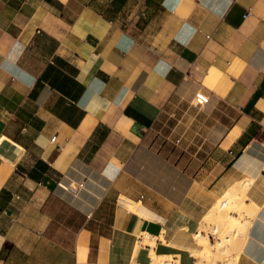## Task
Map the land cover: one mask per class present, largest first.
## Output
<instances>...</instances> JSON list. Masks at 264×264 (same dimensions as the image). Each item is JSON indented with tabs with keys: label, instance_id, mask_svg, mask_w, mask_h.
Masks as SVG:
<instances>
[{
	"label": "crops",
	"instance_id": "crops-1",
	"mask_svg": "<svg viewBox=\"0 0 264 264\" xmlns=\"http://www.w3.org/2000/svg\"><path fill=\"white\" fill-rule=\"evenodd\" d=\"M240 183L264 264V0H0V264H196Z\"/></svg>",
	"mask_w": 264,
	"mask_h": 264
},
{
	"label": "bare ground",
	"instance_id": "bare-ground-1",
	"mask_svg": "<svg viewBox=\"0 0 264 264\" xmlns=\"http://www.w3.org/2000/svg\"><path fill=\"white\" fill-rule=\"evenodd\" d=\"M243 186H247V184H244ZM236 187L237 186H233L232 192H234V193H233V196H231V199H230V201L228 203H226L224 206H222L220 208H217L216 210L210 209L209 212L215 213L214 215H216L219 218H221L220 221L222 220V218H226L228 222L230 221L231 224L237 226V228L239 229V230H237L238 233H239L238 234V237L236 239L231 240V236H228V234H227L226 236H224V238H222L221 241L218 240L217 243H215L216 245H214V244H211L210 243V241L208 240V238L206 236H204V235L202 236L201 233H200V231H199L198 234L196 235V238H197L199 244H201V246H203V248H202L201 251H199V252H197V253L194 254L195 258H197V263L196 264H215V260L219 257L220 254L227 256V255H230V254H228V252L230 253V250L231 249L233 251H238L239 250V248L241 246V242L243 240V237L245 236V233H246V230H247V227H248L249 222H246L243 219L242 220H239V218H236V217H234L232 215H229L228 214V210L230 211L231 208L239 209V206H240L242 208H245V210H248L249 211V208L250 207L243 206V205H240L239 204L238 200H240V201L243 200V198H244V192L242 194H238L237 195V191L235 190ZM239 196H240V199H238ZM120 203L123 204L128 209L131 206H133V202H131V201L125 199V198H120ZM218 203H219V201L217 202V204ZM234 205L235 206L237 205L238 208H237V206L236 207H233ZM133 209H130V210H133ZM242 210H244V209H242ZM252 211L251 210L249 211V215H252V214H250V213H253ZM208 213L205 216V220H207V217L209 216ZM246 213H248V212H246ZM218 223H219V221L214 222V225L212 227V230H213L214 233H216L218 231L219 227H221V226H219ZM230 223H229V225H230ZM225 224L227 225V223H225ZM186 228L187 227H185V229ZM134 251H136V250H134ZM236 255H237V252L234 254V256H232V254L230 256H228V257L231 258L232 264L234 263V260H235ZM152 257H153V259L152 258L151 259L153 260V263L154 264H163L165 262V256H156V255L152 254ZM174 257H175V255H174ZM232 257L234 258V260H233ZM226 261H227V259H226Z\"/></svg>",
	"mask_w": 264,
	"mask_h": 264
},
{
	"label": "rangeland",
	"instance_id": "rangeland-1",
	"mask_svg": "<svg viewBox=\"0 0 264 264\" xmlns=\"http://www.w3.org/2000/svg\"><path fill=\"white\" fill-rule=\"evenodd\" d=\"M244 184L243 183H240L236 188H235V190L237 191V195L238 194H242L243 192H245V189H246V186H243ZM234 190V191H235ZM233 193L234 192H232V188L222 197V198H220L218 201H219V203L217 204V202L213 205V207L211 208V209H213V210H216L217 208H220V207H222V206H224L226 203H228L229 201H230V199H231V196H233ZM238 199H240V196L238 197ZM237 199V200H238ZM238 202H239V204L240 205H243V206H246L245 205V203L243 202V200H238ZM237 206V205H236ZM235 205L233 206V207H236ZM134 207L133 206H131L129 209H133ZM237 208H238V206H237ZM234 209V210H233ZM241 211H240V210ZM239 209H236V208H231L230 209V211L228 210V214L229 215H232V214H230V212L233 210V212H235L237 215H236V218H239V220H244V221H246V222H248V216H249V211L248 210H245V208H242V207H240L239 206ZM242 209H244V210H242ZM246 212H248V213H246ZM209 214V216L207 217V220H205V218H204V222L205 223H211L212 221H214V222H217V221H219V226H221V227H219V229H218V231L216 232V233H214L215 235H217L218 237H219V241H221L222 240V238H224V236H226L227 234H228V236H231V240H233V239H236L237 237H238V231L237 230H239L238 228H237V226H235V225H233V224H231L230 223V221L228 222L227 221V219L226 218H222V220L220 221V219L221 218H219L218 216H216V215H214L215 213H213V212H209L208 213ZM251 214V213H250ZM232 216H234L235 217V215H232ZM241 216V217H240ZM243 217V218H242ZM221 222V223H220ZM225 223H227V225L225 224ZM229 223H230V225H229ZM229 225V226H228ZM201 230H202V228H201ZM213 231V230H212ZM225 234V235H224ZM216 243H217V241H216ZM214 245H216L215 243H214ZM228 254H232V252L230 251V253L228 252ZM230 255H222V254H220L219 255V257L217 258V259H219V258H222L221 260H223V259H228L229 257L228 256H230ZM221 256V257H220ZM223 256V257H222ZM216 259V260H217ZM203 263V262H202ZM226 263H229V264H232V261H231V259L229 260V261H226Z\"/></svg>",
	"mask_w": 264,
	"mask_h": 264
},
{
	"label": "built area",
	"instance_id": "built-area-1",
	"mask_svg": "<svg viewBox=\"0 0 264 264\" xmlns=\"http://www.w3.org/2000/svg\"><path fill=\"white\" fill-rule=\"evenodd\" d=\"M250 14V9L245 13V17L248 16ZM208 101V98L201 94V93H197L196 97H195V102L198 104H203L206 103ZM62 188H64L65 190H69L71 192H77L79 189H81L83 187V183H77V184H68L67 186H61Z\"/></svg>",
	"mask_w": 264,
	"mask_h": 264
}]
</instances>
